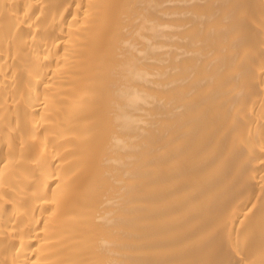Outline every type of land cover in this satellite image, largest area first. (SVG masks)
<instances>
[{
    "label": "bare ground",
    "instance_id": "bare-ground-1",
    "mask_svg": "<svg viewBox=\"0 0 264 264\" xmlns=\"http://www.w3.org/2000/svg\"><path fill=\"white\" fill-rule=\"evenodd\" d=\"M0 264H264V0H0Z\"/></svg>",
    "mask_w": 264,
    "mask_h": 264
}]
</instances>
